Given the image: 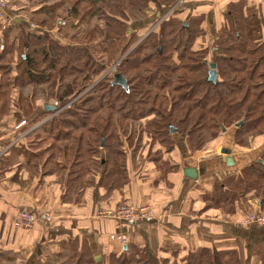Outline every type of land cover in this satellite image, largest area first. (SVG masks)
Returning <instances> with one entry per match:
<instances>
[{"label":"trees","instance_id":"obj_1","mask_svg":"<svg viewBox=\"0 0 264 264\" xmlns=\"http://www.w3.org/2000/svg\"><path fill=\"white\" fill-rule=\"evenodd\" d=\"M17 1L26 8L34 7L31 19L36 27L29 28V21H18L13 14L18 29L12 39L8 33L3 36L0 127L10 126L12 133H0V154L7 148L0 155V165L23 148L29 156L27 163L36 168L33 161L48 153L50 167L46 169L42 163L41 169L46 170L39 175L58 176L62 204H83L97 179L107 196L123 190L129 182L128 158L135 155L129 145L139 148L144 139L149 141L144 156L148 164H154L149 171H159L161 178L178 170V165L163 160L175 151L174 138L178 136L185 139L191 154L209 150L228 130L233 131V145L238 149L254 147L264 139L263 23L256 10L247 7V1L233 0L226 5L224 24L212 50L201 43L204 15L189 16L188 21H182L180 15L165 16L157 33L150 32L121 59L117 72L126 80L127 90L112 86V77L89 87L137 43V32L130 27L145 20L146 10L156 6L166 13L177 0ZM43 16L60 18V23L64 20V26L58 25L62 38L43 31ZM91 19L94 27L82 33L81 24ZM67 27L72 30L69 35L64 33ZM99 35L103 41L97 57L99 52L93 55L91 46L98 44ZM210 64L215 65V82L208 81ZM88 89L90 93L82 94ZM48 96L57 100L58 109H65L9 146L52 114L45 109L48 102L39 101ZM21 121L25 126L13 130ZM171 129L176 131L171 133ZM44 142L49 146L35 152ZM146 164L140 167L141 178L149 174ZM248 198L264 206V150L257 162L215 183L202 196L204 202L209 201L207 208L229 209L234 203L232 208L242 213ZM21 210L34 211L22 208L14 216ZM13 226L22 229L15 226L14 218ZM63 246L72 255L60 264H96L85 243L75 239ZM127 250L109 253L106 264H243L237 250L200 247L182 254L162 249L159 261L144 248ZM170 257L175 259L172 263ZM257 257V264H264V242ZM0 264L34 262L17 252L0 251Z\"/></svg>","mask_w":264,"mask_h":264},{"label":"crops","instance_id":"obj_2","mask_svg":"<svg viewBox=\"0 0 264 264\" xmlns=\"http://www.w3.org/2000/svg\"><path fill=\"white\" fill-rule=\"evenodd\" d=\"M230 1L233 0H182L179 14L189 17L203 10L200 14L205 16L204 25L209 28L207 38L212 36L215 42L222 29L226 5ZM245 1L247 7L256 10L264 26V0ZM17 5L21 6L20 9ZM34 11V7L26 8L16 0L12 2L10 13L15 14L18 21H29V28H35L34 17H31ZM149 11L155 15L165 12L156 6L150 7ZM43 19L46 22L43 31L60 38L58 25L62 23L61 26H64L65 22L61 20L60 23V18H57L54 26L47 30L46 26L53 20L47 16H43ZM17 29V24L5 30L0 27V52L4 47V34L8 33L9 39H12ZM0 130L2 135L12 133L10 126H2ZM174 141L175 151L168 157L165 155L163 160L169 165H178L177 172L161 178L159 171H149L154 164L146 161L149 174L141 178L139 157H135L134 162L129 157V182L123 190L107 196L100 189L98 179L94 180L84 203L77 206L62 204L58 176L46 175L41 178L27 163V151L17 149L0 165V251L17 252L34 264H53L51 258H56L58 254L63 256V243L77 239L89 247L96 264H106L105 258L109 253L128 251L132 246L144 248L158 261L162 249L184 254L205 247L214 251L237 250L243 264H257V255L264 242V226L244 224V220L249 213H264L261 202L248 198L243 202L245 212L242 213L232 208L234 203L229 209L221 206L207 208L209 201L204 202L202 196L215 183L257 162L264 150V139L258 146L237 150L233 145V131L228 130L222 136L218 153L215 151V154L210 149L204 153L191 154L184 138L178 136ZM223 149L231 151L233 165L230 167L225 164L226 155L221 153ZM185 168L197 169V180L185 178ZM118 204L149 205L155 218L150 223L129 226L97 216L98 209H109ZM45 207L54 214L49 230L39 226L22 230L13 226L14 214L18 209L36 210ZM118 234H124L128 239L122 249L109 239L111 235Z\"/></svg>","mask_w":264,"mask_h":264},{"label":"rangeland","instance_id":"obj_3","mask_svg":"<svg viewBox=\"0 0 264 264\" xmlns=\"http://www.w3.org/2000/svg\"><path fill=\"white\" fill-rule=\"evenodd\" d=\"M184 1V0H183ZM12 2V1H11ZM182 2V0H177V2L172 6V7H168V9H167V11H166V13L165 12H163V13H161V14H159V13H157V15H155V13H152V14H150L151 12L149 11V9L148 10H146V12H145V15H146V18H145V20L144 21H140V23L139 22H135L133 25H131V29L132 30H136V32H137V37H138V41H137V43H135L134 45H131L130 46V48L128 49V51H126L125 53H123V55H122V57H120L118 60V63H116L117 61H115V63H113L112 65H110L109 67H107V69L104 71V72H102L98 77H96L95 78V80L93 81V84L89 87V89H92L94 86H96L100 81H102L103 79H106V78H110V77H112V75L114 74V73H117V67L119 66V63H120V61H121V59L123 58V57H125V55H127L128 54V52L130 51V50H132L133 48H135L138 44H139V42L144 38V37H146V35H148L150 32H152L153 30V33H157L158 32V28H157V26H158V24H160V22L164 19V17L165 16H167L168 14H169V17L170 16H172V15H180V19L182 20V21H188L187 20V18L188 17H183V16H181V14H179V11L181 10V8H179L180 7V3ZM155 7V6H154ZM159 8V10L162 8V7H158ZM163 9V8H162ZM203 10H199V11H197L196 13H195V16H197V15H201L200 14V12H202ZM205 11H207V10H205ZM169 12V13H168ZM178 13V14H177ZM171 14V15H170ZM152 16V17H151ZM205 17V16H204ZM63 20V19H62ZM204 21H205V19H203ZM54 21L55 20H53V21H49V26H46L47 28V30L48 29H50V28H52L53 26H54ZM64 21V20H63ZM51 24V25H50ZM222 24H224V21H223V23ZM94 25H95V20L94 19H91L87 24L86 23H83V24H81V28H80V30L82 31V33H84V34H86L87 33V31L88 30H90V29H92L93 27H94ZM204 30H205V36H204V38H203V40L201 41V43H203L205 46H207V48H209V50H212V48L214 47V37H210V38H207V36H208V32H209V28H207V26L206 25H204ZM223 27V25L221 26V28ZM63 30V29H62ZM263 30H264V26H263ZM69 29H68V27L67 28H65V31H64V33H68L67 35H69V33L72 31H69ZM75 31H79L78 29H75ZM147 31V32H146ZM145 33V34H144ZM263 34H264V31H263ZM209 35H210V33H209ZM76 37H78L79 38V36H76ZM102 38L103 37H101L100 35L97 37V42H98V44H95V46H91V53L93 54H95V52L97 53V52H99V53H97V57L98 56H100V52H101V47H102V45H100L102 42L101 41H103L102 40ZM66 39H68V37L66 38ZM67 41V40H66ZM100 42V43H99ZM67 43V42H66ZM124 43V41L120 44V46H122V44ZM93 44V43H92ZM100 50V51H99ZM93 54V55H94ZM104 58V59H103ZM102 59L103 60H105V57H103ZM115 64V65H114ZM117 64V65H116ZM89 89H88V91L87 90H85L82 94H84V95H86V94H88V93H90L89 92ZM40 101V103L41 102H48L47 104H49V105H53V106H56V107H58V102H57V100H55V98H51V97H47V98H42V99H40L39 100ZM70 103H72V102H69V103H67V108L69 107V105H70ZM65 109V107H59V109L57 108V110H56V112H52V114L51 115H48L46 118H44L43 120H41V121H39V122H37V124H35V125H37L38 127L37 128H39L43 123H45L47 120H49L50 119V117H53V116H55V115H58L61 111H63ZM35 125H33V126H35ZM32 126V127H33ZM30 129V128H29ZM145 141H144V143H143V146H142V143H140L141 144V146L138 148V146L139 145H134V143L132 144V145H129V149H130V151L131 152H135V155L133 156V158H132V160H133V162H134V159H135V157H139V163H141V166L143 165V163H145L146 162V158H145V156H144V153H145V143H148L149 144V141L147 140V139H144ZM262 140H263V138L256 144V146H258V145H260V143L262 142ZM219 142H217V143H214V144H212V146L210 147V152L212 153V154H215L216 152L218 153V147H219V145H221V142H222V138L220 139V140H218ZM129 142H130V140H129ZM130 144V143H129ZM134 145V146H133ZM49 145H47L45 142L43 143V144H41L40 146H37V148L34 150L35 152H40V150L41 149H44L45 147H48ZM225 147V146H224ZM138 148V149H137ZM237 150H239V149H237ZM216 151V152H215ZM204 152H206V151H204ZM204 152H201V153H204ZM36 153V154H37ZM212 154H209V155H212ZM48 155V153H44V155H43V157H42V159H40V160H38V161H33V162H35V163H37L38 164V166L36 167V168H34V173L35 174H40V172L41 171H45L47 168H49L50 167V161H46V158L48 157L47 156ZM142 156V157H141ZM32 160V159H31ZM46 164L45 165V167H46V169H41V164ZM55 163V162H54ZM234 168H237V166L236 167H234ZM37 174V175H38ZM119 207H122V206H119ZM119 207H113V208H109V209H103V210H101V209H98L97 210V213L98 212H100V213H102V212H104V211H106V210H113V209H116V208H119ZM124 207H127V206H124ZM42 211L43 210H46V209H42V208H40ZM37 210V209H36ZM35 211V210H34ZM46 212H49L50 213V215H51V217H52V222L54 221V214L51 212V210H49V209H47L46 210ZM15 217V216H14ZM52 222L49 224V225H42V224H34V225H32L30 228H28V229H23L22 228V230H32V228L33 227H35V226H39V227H41L42 229H46V231L47 230H49L48 228L50 227V225L52 224ZM77 240V239H76ZM79 241V240H78ZM80 242V241H79ZM62 257H61V255H60V257H59V259L58 260H56V258L55 257H53V258H51V260L54 262V263H58V264H60L61 262H63V261H65V260H67V259H70L71 258V252H69V251H67V253H66V250L65 249H63L62 250ZM22 256V255H21ZM23 257V256H22ZM20 258V257H19ZM24 258V257H23ZM25 259V258H24ZM177 259L180 261L181 259H182V257L180 258V256L179 257H177ZM176 259V260H177ZM175 259H171V257H170V262L169 263H172V261H174Z\"/></svg>","mask_w":264,"mask_h":264},{"label":"built area","instance_id":"obj_4","mask_svg":"<svg viewBox=\"0 0 264 264\" xmlns=\"http://www.w3.org/2000/svg\"><path fill=\"white\" fill-rule=\"evenodd\" d=\"M12 2L11 0H0V27L3 30L9 28L14 23V17L10 15ZM51 118V117H50ZM25 126V122L21 121L13 127V130L17 131ZM38 126L35 125L23 132L22 135L16 137L9 146L13 145L15 142L20 140L25 134L32 130H35ZM1 133V130H0ZM7 150L4 149L3 152ZM0 154V155H1ZM97 216L112 219L114 221L128 224L136 225L138 223H149L155 218L153 210L148 206H142L139 208H134L132 206L119 207L113 210H106L102 213H96ZM52 217L46 210L37 209L35 211L21 210L16 213L14 217V224L17 227L28 229L34 224L49 225L52 221ZM244 224H255L258 226H264V213H249L246 215ZM110 241L119 242L120 245L127 244V237L124 234L111 235L109 237Z\"/></svg>","mask_w":264,"mask_h":264},{"label":"water","instance_id":"obj_5","mask_svg":"<svg viewBox=\"0 0 264 264\" xmlns=\"http://www.w3.org/2000/svg\"><path fill=\"white\" fill-rule=\"evenodd\" d=\"M216 78H217V75H216V71H215V65L214 64H210L209 65V71H208V81L215 82ZM111 84H112V86H120L124 90L128 89L126 80L118 72L114 73L112 75ZM45 109L48 112H56L57 107L53 106V105H45ZM236 126L238 127V126H240V124H237ZM175 131H176L175 129H171L170 132L174 133ZM221 153L226 155V160H225L226 166H228V167L232 166L233 165V159L231 157V151L229 149H223ZM183 176L185 178L189 179V180L195 181L198 178L197 177L198 176L197 169H195V168H185V169H183Z\"/></svg>","mask_w":264,"mask_h":264},{"label":"bare ground","instance_id":"obj_6","mask_svg":"<svg viewBox=\"0 0 264 264\" xmlns=\"http://www.w3.org/2000/svg\"><path fill=\"white\" fill-rule=\"evenodd\" d=\"M9 13H10V12H9ZM10 15H12V16L14 17V23H13V24H15V22L17 21V20H16L17 17H16L15 15L11 14V13H10Z\"/></svg>","mask_w":264,"mask_h":264}]
</instances>
